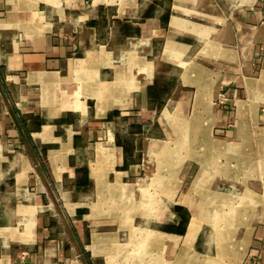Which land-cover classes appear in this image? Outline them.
<instances>
[{
    "label": "crops",
    "instance_id": "obj_1",
    "mask_svg": "<svg viewBox=\"0 0 264 264\" xmlns=\"http://www.w3.org/2000/svg\"><path fill=\"white\" fill-rule=\"evenodd\" d=\"M165 64L179 71L169 92ZM194 109L225 155L242 154L241 177L264 159V0H0V264H118L111 198L147 175L167 113ZM131 113L141 121L124 120ZM196 150H181L178 197L199 174ZM237 183L264 193V178ZM175 206L169 232L184 235L191 209ZM263 217L240 264H264Z\"/></svg>",
    "mask_w": 264,
    "mask_h": 264
},
{
    "label": "rangeland",
    "instance_id": "obj_2",
    "mask_svg": "<svg viewBox=\"0 0 264 264\" xmlns=\"http://www.w3.org/2000/svg\"><path fill=\"white\" fill-rule=\"evenodd\" d=\"M171 67H172L171 65L169 66L165 64L164 69H163L164 72L161 75L163 89L165 92H169L172 89V87H174V84L178 80L177 76L179 74V71L174 70ZM116 80L117 81L114 82L116 87L118 86V84H121L123 82L122 78L119 79L117 77ZM105 86L106 87H102V88L107 89L110 86V82L106 83ZM225 104H227V102L226 103L220 102V105H225ZM196 109L193 110V113L191 114L192 117L190 119H186V120L182 119L183 121L178 118V115L174 113V111L172 112L169 111L171 112L169 115L167 113V117H168L167 119L169 121L168 122L169 125L167 126V131H168V127H170L171 132H174L175 130L177 131L184 130L186 131L184 133H187V131H190L189 129H192L194 125L197 123L198 118L199 119L202 118L200 119L203 122V123L201 122L202 126L199 129V131L194 132V135H193L194 139L190 141V144L188 146V147H195V150L196 149H198L199 151L201 150V154H200L201 156L200 155L198 156L200 158L199 160L200 171H199V174L191 182L189 191L184 193L180 197L177 196L179 193L178 190L180 189L179 187L183 185V179L182 177L179 176V173L181 171L180 168H182V164L188 157H186L183 160L180 159L178 161L177 160L170 161V160H162L158 156H156L154 157L155 159L154 163L150 165L148 169L149 171H147V174L149 177H147V175L145 174L146 172H144V175L140 176V178L138 179V181L134 183V185H126V186L123 185V187L120 188L119 190L122 192L118 193L117 191L115 196L111 198V200L114 203L120 204V208L118 209V214H119V217L121 218V221L119 220V229L114 231V233L118 232L116 233L115 236H119L121 232L124 231L125 229L129 230V235H128L129 240L126 238L124 241L122 240V241L117 242L118 245L115 246V249L117 250L118 255L112 259L118 262V264H122L124 262L123 260L127 261L126 264H158L159 259H162L163 261L168 259V260L173 261L174 264H190V262L191 264H194V263L199 264L197 261L198 259H201V260L206 259L207 261V258L209 257L212 258L214 253L209 251L210 245L202 244L203 247L205 248V250L203 251H199L196 247L197 243L200 241L199 242V245H200L203 238H205L204 236H200L199 231H196L197 234L195 233L196 235L192 239L188 240L189 241L188 243L190 244L191 248H189L190 251L187 254V256L185 255L184 257L183 256L184 253H182L179 248H177L174 254H172L170 250L168 251L164 249V247L166 248L167 246H169L170 248L171 247L175 248L176 246L175 241L178 240L176 236L178 234L169 232V231L174 230V226L171 224H176V223L172 219L170 220L167 217L168 216L167 215L168 214L167 204L168 203L170 204L174 212H176L174 208L180 207V206H175V205H186L191 209L193 207V205L191 204L194 200V197L197 196V193L201 194L203 192L205 196L206 195L207 197L211 196V198L214 197V196L212 197L211 195L212 193L217 194L220 192L221 195L224 194L225 200L228 199L226 203L220 202L218 206L211 204L210 208L212 209L214 208L213 209L214 216L220 217L219 238L221 237L224 238L223 240L224 242L222 243L223 253L225 254L223 258L224 262H226L227 264H240L241 261L243 260V256L245 255L248 244L250 242L249 238L254 229V225L256 224V221L260 219L261 214L264 213V193L259 192L258 190L253 191L249 189L248 187L240 188L237 182H238V179L239 180L241 179L243 180L245 184L248 177L264 178V159L262 158L263 160H261V158H259L260 159L259 163L258 162L257 164L255 163L258 166L256 167L255 165L253 169L251 168L250 171H248L249 173L247 172L248 174H245L244 176L241 177V173H244V170H245L244 167L245 165H247L245 163L242 164L240 162L239 158L242 154L240 152H236V154H233V155H230V154L225 155L224 147L227 146V144H225L226 142H223L221 140H215V138L211 136L213 141L215 142L220 141V143H222L223 145L222 147H220L218 145H221V144H216V147L217 148L219 147L218 151H215L217 153L214 156L211 155V158L212 157L215 158L217 160L216 162L217 164H213L212 166V169L214 168V171L208 170L209 162L206 159H207V156L209 157L208 154L212 152L210 151L211 149H209V147L212 145V141H210L211 133H209V130H210L209 119L210 118L205 116V112L204 113L200 111L198 112V110ZM154 110L155 109L153 108L150 111L149 116L151 118V121L154 119L156 120L157 118V116L154 114L155 113ZM124 120L126 121L128 120L131 123L140 122L141 116L131 113L125 116ZM205 123L208 125V127H206ZM124 128H125L124 126L122 127L120 126V129L123 130ZM158 130H159V127L156 125V126H153V128L151 129V132L156 134ZM130 132L140 133L142 132V129L141 127L134 128L132 131L130 130ZM193 136L190 135L189 137H193ZM168 138H170L169 134H168V137L165 138V140H167ZM173 139L174 138L172 137V141H170L171 143L167 145L168 149H169V146L174 145L173 141L175 142L176 139L174 140ZM165 140H162V141H165ZM140 146L142 147V142H140ZM238 149L239 148H237V150ZM215 152L213 151V153ZM142 158H143V152H140L139 156L136 158L137 160H139L137 162L141 163ZM225 165H226V168H225ZM227 168L228 170H226ZM209 174H211V176H208ZM143 180H147L145 187L141 186ZM219 184L222 186H220L219 188L213 187L214 185H219ZM240 196L242 197L243 200L242 199L239 200ZM151 197H152V204H151L152 209L151 207L146 208L144 204H146L149 201L148 199H150ZM153 197H155V201L153 200ZM217 197L218 196L214 197L213 200H216ZM252 199L254 202L251 201ZM111 200L109 202H111ZM153 202L155 203L153 204ZM251 202L253 204L256 203L257 207L259 206V208H256L255 210L247 211L246 216H241L240 220H243V222H246L248 225L245 224V226L243 227L240 226L238 228H235L231 222L232 221L231 219L234 214L230 210L231 206H239L240 204L242 205L244 204L245 206L246 205L251 206L252 205ZM152 205L155 206V209H153ZM220 206H222L221 207L222 209L220 208ZM202 208L203 207L199 208L200 214H202L203 212ZM160 211H161V214H158L160 213ZM153 217L156 220H158L159 223H151L150 220ZM63 218H64V222L67 223L69 221V217L67 216L65 217L64 214H63ZM263 220H264V217H263ZM166 222L170 224L161 225L162 223H166ZM201 223L204 227V225L209 224V221L207 222V220L203 217V220L201 221ZM152 224L159 225V229L156 231L154 227H151ZM203 227L201 228V231H203L204 229ZM163 230L165 231L167 230V231L165 232ZM245 230L246 232L244 233ZM187 232H188V228L185 233ZM82 233L83 235L85 234L84 231ZM62 235H66V233L62 231ZM253 240H254L253 246H251V248H249V251H248L249 255H250V252H252V250L253 251L255 250L254 245L256 243V233L253 235ZM231 246L234 247L235 249L232 252H230L232 248ZM217 247L220 248V245H218ZM156 248H157V253L155 251ZM151 251H154V253H150ZM203 263H205V261H203Z\"/></svg>",
    "mask_w": 264,
    "mask_h": 264
},
{
    "label": "bare ground",
    "instance_id": "obj_3",
    "mask_svg": "<svg viewBox=\"0 0 264 264\" xmlns=\"http://www.w3.org/2000/svg\"><path fill=\"white\" fill-rule=\"evenodd\" d=\"M200 119H202V118H200ZM200 119L198 118L197 123L194 125V127L192 129H189L190 131H187V133H184V132H186L184 130L183 131H177V130H175L174 132H171L170 127H168V131L167 132L170 135V138H168L167 140L164 139L165 141H162V140L161 141H152L151 144H150V149H149V153L150 154L147 156L146 161H145V164H144L145 170L149 171L148 169H149L150 165H152L154 163V160H155L154 157H156V156H158L162 160H170V161L171 160H177L178 161V160L182 159V157L186 156L185 155L186 153L183 154V155H181V152H182L181 150L182 149H185V148H188V146L190 144V141H192L194 139V136H193L194 135V132L195 131L196 132L199 131V129L201 128V126H202L201 125V122L202 121ZM168 125H169V123L167 124V126ZM206 127H208L207 124H206ZM189 134L192 135L193 137H189L190 136ZM196 135H197V133H196ZM172 137L174 139H176V140H175V142L173 141V144L174 145L173 146L172 145L169 146V149H168V146L167 145L171 143L170 141H172ZM197 137H198V135H197ZM205 141H207V140H205ZM209 149H211L210 151H212V152H210L208 154L209 157L206 154V156H207V159L206 160L209 162L208 170H213L214 171V168L212 169V166H213V164H217L216 163L217 160L215 158H213V157L211 158V155L214 156L217 152L214 151L215 153H213V150H214L213 144L209 147ZM91 171L93 173H95V171H96L95 166H92ZM208 176H211V174H209ZM147 177H149L148 174H147ZM147 180H148V178H147ZM147 180H143L141 186L145 187V184L147 183ZM208 180H209V178H208ZM167 185H168V183H167ZM220 186H222V185L219 184V185H215L213 187L219 188ZM155 195H157V194H155ZM211 195H212V197L213 196L214 197L218 196V197H217L216 200H213L214 197L213 198H211V196L207 197V195L205 196L204 192L201 193V194L197 193V196L194 197V200H193V202L191 204V205H193V207L191 208L192 214H191V218H190V221H189V224L190 225L188 227V232L187 233H184V235H176L177 238H178V240L175 241L176 242L175 248H179L181 250V252L184 253L183 254L184 257H185V255L187 256V254L190 251L189 248H191L190 244L188 243L189 242L188 240L192 239L197 234L196 231H199L200 232L199 233L200 236H204L205 237V238H203V240H202V242H201L200 245H202V244H204V245L205 244L210 245V250L209 251L213 252L214 255H213L212 258L211 257L207 258V261H206V259H203V260L198 259L197 260L198 263L199 264H227L226 262H224V259H223L224 256H225V254L223 253V247H222V243L224 242L223 241L224 238H222L221 236H220L221 238H219V232H220L219 231V228H220L219 227L220 226V221L219 220H220V217L214 216L213 215V212H214L213 209L214 208L212 209L210 207H211V204H214V205H217L218 206V204L220 202L221 203H226V201H228V199L226 198L227 200H225L224 194L221 195L220 192L217 193V194L212 193ZM240 197H239V200L242 199V197L241 198ZM148 200L149 201L146 204H144V206H146V208L151 207L152 197L150 199H148ZM153 200L155 201V197H153ZM247 200H248V198H247ZM251 201H253V199ZM154 203L155 202H153V204ZM251 204H252L251 206H248V205L245 206L244 204L243 205L240 204L239 206H231L230 210L234 213L233 214V217L231 219L232 220L231 222H232V224H233V226L235 228H238L240 226L243 227V226H245V224L248 225L246 222H243V220H240V219H241V216H246V212L247 211L255 210L256 208H259V206L257 207V204L256 203L253 204L251 202ZM152 206H153V209H155V206L154 205H152ZM167 206H168V209H167V211H168V214L167 215L168 216L167 217L170 220L172 219L175 223H177L178 220H179L177 213L172 210V207L170 206L169 203L167 204ZM201 207H203L202 208L203 209L202 210L203 211L202 214H200V211H199V208H201ZM221 207L222 206H220V208ZM151 209H152V207H151ZM158 214H161V211ZM203 217L207 220V222L209 221V224L204 225V227H203V225L201 223V221L203 220ZM151 227H154L156 231L159 229V225L152 224ZM202 227L204 228L203 231H201V228ZM248 227H250V226H248ZM128 235H129V230L125 229L124 231L121 232V234L118 236L117 239L124 241L126 238L128 239ZM217 239H219V240H217ZM94 242L95 243L100 242L99 241V238L98 237L95 238ZM218 245H220V248L217 247ZM168 248H170V247L169 246H167L166 248L164 247L165 250H168ZM234 250H235L234 247H232L231 250H230V252H232ZM166 260L163 261L162 259H159L158 260V264H162V263L163 264H174L173 261L168 260V259H166ZM123 261L124 262L122 264H126L127 261H125V260H123ZM203 261H205V263H203ZM190 264H191V262H190Z\"/></svg>",
    "mask_w": 264,
    "mask_h": 264
},
{
    "label": "trees",
    "instance_id": "obj_4",
    "mask_svg": "<svg viewBox=\"0 0 264 264\" xmlns=\"http://www.w3.org/2000/svg\"><path fill=\"white\" fill-rule=\"evenodd\" d=\"M20 124L22 125V127H25L26 128L27 121L25 119H21L20 120ZM176 211L177 212H180L181 211V207H177L176 208ZM184 222H185V220H182V222L180 223L181 225H180V227L178 229V232H180V233H184V230H185V223Z\"/></svg>",
    "mask_w": 264,
    "mask_h": 264
},
{
    "label": "built area",
    "instance_id": "obj_5",
    "mask_svg": "<svg viewBox=\"0 0 264 264\" xmlns=\"http://www.w3.org/2000/svg\"><path fill=\"white\" fill-rule=\"evenodd\" d=\"M219 100L220 102H223V103H226L228 101V96H226V92L225 91H222L220 94H219Z\"/></svg>",
    "mask_w": 264,
    "mask_h": 264
}]
</instances>
